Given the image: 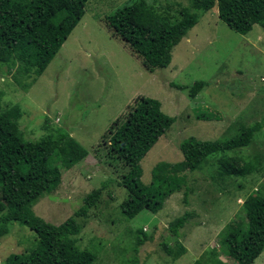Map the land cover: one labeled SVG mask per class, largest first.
Returning a JSON list of instances; mask_svg holds the SVG:
<instances>
[{"label":"rangeland","instance_id":"1","mask_svg":"<svg viewBox=\"0 0 264 264\" xmlns=\"http://www.w3.org/2000/svg\"><path fill=\"white\" fill-rule=\"evenodd\" d=\"M188 0H87L83 15L40 76L21 75L15 66L0 65V112L17 108L15 123L24 141H33L56 128L67 131L86 156L69 169L52 157L60 171V183L31 207L43 221L58 225L71 217L77 226L75 247L94 257L91 264H236L224 254L219 241L227 228L245 224L242 207L248 196L264 193V127L248 146L207 157L199 170L181 171L183 188L169 196L156 214L140 211L131 220L119 205L127 192L119 185L127 168L105 153L106 130L122 122L133 100L148 97L174 118L139 162L140 181L147 185L157 164L175 165L182 158L178 144L187 137L200 141L224 140L264 116V29L253 25L244 35L229 30L214 6L197 12V22L171 49L169 65L146 72L140 60L123 42L111 35L106 17L121 8L144 2L169 23L190 10ZM20 85L28 84L25 90ZM204 86L189 98L193 82ZM174 86L186 87L183 91ZM218 114L216 119L196 120L197 115ZM104 134V135H103ZM249 166L242 175L224 171L223 165ZM105 184L93 208L85 216L75 212L83 197ZM185 202V203H184ZM183 212L188 219L179 230L185 249L178 258L166 256L167 225ZM0 236V264L11 254L27 255L34 234L12 224ZM144 242L134 248L135 238ZM264 264V251L252 262Z\"/></svg>","mask_w":264,"mask_h":264},{"label":"trees","instance_id":"2","mask_svg":"<svg viewBox=\"0 0 264 264\" xmlns=\"http://www.w3.org/2000/svg\"><path fill=\"white\" fill-rule=\"evenodd\" d=\"M87 0H0V65L15 66L21 75L40 76L58 49L83 15ZM188 11H180V19L169 23L144 2L128 6L107 16L105 21L112 36L120 39L139 60L143 69L152 73L166 68L171 49L197 22V12L216 7L217 18L234 33L244 35L253 25L264 29V0H188ZM20 85L17 78H13ZM22 90L28 84L20 85ZM204 86L196 81L187 88L193 98ZM183 91L186 87L174 86ZM122 122L116 120L106 130L105 153L127 168L119 185L127 192L120 203L121 214L128 220L140 211L156 214L163 202L183 188L186 199L185 178L177 172L199 170L207 157L244 148L264 127V116L247 127H240L237 135L224 140L200 141L187 137L178 144L182 160L175 165L160 163L150 170V181H140V160L173 124L174 118L161 112L159 102L138 96L128 106ZM17 108L0 112V236L8 234L12 224L26 227L34 234L32 249L27 255L11 254L4 264H91L94 257L75 247L77 234L74 219L68 217L61 224L52 225L35 216L32 205L49 194L60 183V171L51 166L52 157L60 159L61 167L71 168L86 156V151L68 136L67 131L56 128L33 141L21 139L15 123ZM218 114L197 115L196 120L216 119ZM214 119V120H215ZM104 135V134H103ZM224 171L247 173L242 168L223 165ZM102 184L87 193L75 215L84 217L93 208L104 189ZM264 191V190H263ZM185 203V202H184ZM245 224L227 228L219 243L236 264H251L264 251V193L244 199L242 204ZM188 219L183 212L167 225L174 250L162 243L166 256L178 258L185 249L179 244V230ZM135 238L134 248L143 244L144 236ZM130 264H137L132 257ZM194 264H201L198 260Z\"/></svg>","mask_w":264,"mask_h":264},{"label":"clouds","instance_id":"3","mask_svg":"<svg viewBox=\"0 0 264 264\" xmlns=\"http://www.w3.org/2000/svg\"><path fill=\"white\" fill-rule=\"evenodd\" d=\"M216 15H217V13H216ZM181 39H182V38H181ZM179 42H180V41H179ZM179 42H178V43H179ZM198 92H199V91H198ZM196 95H197V94H196ZM194 97H195V96H194ZM180 155H181V154H180ZM181 158H182V156H181ZM254 260H255V259H254ZM251 264H252V263H251Z\"/></svg>","mask_w":264,"mask_h":264}]
</instances>
